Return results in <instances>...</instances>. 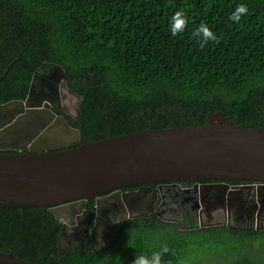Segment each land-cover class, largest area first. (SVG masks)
<instances>
[{
  "label": "trees",
  "instance_id": "1",
  "mask_svg": "<svg viewBox=\"0 0 264 264\" xmlns=\"http://www.w3.org/2000/svg\"><path fill=\"white\" fill-rule=\"evenodd\" d=\"M240 5L247 14L230 21ZM178 11L188 23L173 36ZM201 23L219 43L200 46L192 34ZM14 59L0 103L22 100L32 74L57 65L82 100L67 123L88 141L202 124L216 110L240 126L264 127V0H0V75ZM59 227L46 207H0V250L36 264H132L167 246L161 264H264L261 230L179 231L138 216L121 220L106 245L84 238L82 249L60 250Z\"/></svg>",
  "mask_w": 264,
  "mask_h": 264
},
{
  "label": "water",
  "instance_id": "2",
  "mask_svg": "<svg viewBox=\"0 0 264 264\" xmlns=\"http://www.w3.org/2000/svg\"><path fill=\"white\" fill-rule=\"evenodd\" d=\"M33 90L31 84L23 100L0 103V150L15 151L0 152V207H46L60 224L55 240L60 250L84 247L85 200L94 198L88 235L97 247L110 239L120 220L152 216L155 182L173 187L210 181L197 189L200 205L210 211L221 205L224 191L213 181L251 180L256 184L232 189L230 205H242V189L264 203V127L240 126L216 110L206 112L202 124L145 128L88 141L82 127L72 128L48 108L58 100L33 98ZM129 186L136 188L121 191ZM179 191L184 200L194 199L186 196L190 189ZM211 193L215 197H208ZM109 227L114 229L106 238ZM0 264L36 263L0 250Z\"/></svg>",
  "mask_w": 264,
  "mask_h": 264
},
{
  "label": "flooded vegetation",
  "instance_id": "3",
  "mask_svg": "<svg viewBox=\"0 0 264 264\" xmlns=\"http://www.w3.org/2000/svg\"><path fill=\"white\" fill-rule=\"evenodd\" d=\"M58 68L60 67L57 65H52L49 68H46V69L41 68L38 70V72H34L29 81L27 92H28L29 86L32 84L33 89H34L33 94H32L33 98H40L43 96V97H49L50 99H52L51 101L53 102L58 100L57 101L58 105L50 104L48 105V108L52 110L55 114L63 116L64 119H66V122L68 120L69 123L72 125V122L68 118H73V119L77 118L78 105H79V102H82V100L81 98L76 99V97L68 93V91H70L73 95L79 96L69 89V87L66 85V82L64 80V72H63V76L60 77ZM50 76L52 77V79H55V82H53V80L48 78ZM54 94H57V97H55ZM72 99H74V103H73L74 107L72 111H70L68 107L70 105V100ZM71 127L74 129H79V127L78 128H75L73 126ZM83 135H84V132H83ZM213 182L221 185V188L219 191H221L222 188L224 191L219 197L222 199L221 205L215 206V207L213 206L210 211H208V209H206L204 206H201L200 201L198 199L199 198V195H198L199 185L210 183V181L177 182L176 185L173 187L169 186V184H172L170 182L152 183L151 187L154 189V199H153V203H152L151 210H150V213L152 214V216L146 215L144 217H147L148 220H154V221H158L161 223L172 225L175 228H177L179 231L194 230V229L213 227V226H225L229 230H261V231H264V203L259 204L255 196L252 198H249V195L247 194L246 189H242L244 191L242 205L240 207H233L232 205H230L232 203V196L230 195V193L232 192V189L238 188L241 186H246V185L253 186L256 184L254 181H251V180H216ZM135 188L136 186H129V187L122 188L121 191L133 190ZM180 188L190 189V191L188 192L186 196L190 197L191 199H193V196H194L193 200H195L196 203H194L193 200L190 201V200H184L183 198H181L180 191H179ZM208 197L211 198L215 196L213 193H211V195L209 194ZM93 201H94V198H90V199L85 200L83 203V208L85 212H86V207H87L88 208L87 210L89 211L92 217L90 221V225L87 228L86 233H83V236L84 238L87 239L88 245H91L92 247L94 246L89 240L88 229L92 226L93 219L95 217V211L91 207L93 204ZM135 217H138V216H135ZM119 222H118L117 229L119 227ZM104 228H106V231H107V226H104L102 228V231L104 230ZM113 229L110 227L108 228L106 238L110 235ZM115 232L111 235L108 241L106 239L103 243L99 244L97 247H94V248H99L103 245L108 244V242L114 236Z\"/></svg>",
  "mask_w": 264,
  "mask_h": 264
},
{
  "label": "clouds",
  "instance_id": "4",
  "mask_svg": "<svg viewBox=\"0 0 264 264\" xmlns=\"http://www.w3.org/2000/svg\"><path fill=\"white\" fill-rule=\"evenodd\" d=\"M247 12H248L247 7L245 5H240L229 17V20L235 23H239L241 17L247 14ZM187 23L188 20L186 18L185 13L183 11L176 12V14L172 18V24H171L172 35L177 36L178 34L183 33L187 27ZM192 35L193 37L201 38L200 40L197 41L198 43H200L201 47H204V45L207 44V42L210 40L219 43V39L204 23H201L200 26L196 29L195 32H193ZM168 251L169 249L167 248V246H164L161 252H154L151 258H148L147 256L144 255L135 257L134 260L132 261V264H161L162 254L167 253Z\"/></svg>",
  "mask_w": 264,
  "mask_h": 264
},
{
  "label": "rangeland",
  "instance_id": "5",
  "mask_svg": "<svg viewBox=\"0 0 264 264\" xmlns=\"http://www.w3.org/2000/svg\"><path fill=\"white\" fill-rule=\"evenodd\" d=\"M73 103H74V99L70 100V105H69V107H68V108L70 109V111H72V109H73V107H74ZM254 247L258 248V245L255 244ZM217 253H220V251H217ZM255 255H256L257 257L259 256V257L263 258V256L261 255L260 252H259L258 254L255 253ZM218 263H219V262L216 260V264H218ZM198 264H202V263H198Z\"/></svg>",
  "mask_w": 264,
  "mask_h": 264
}]
</instances>
